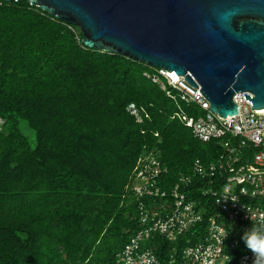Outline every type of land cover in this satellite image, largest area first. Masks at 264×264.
Masks as SVG:
<instances>
[{"label":"trees","instance_id":"1","mask_svg":"<svg viewBox=\"0 0 264 264\" xmlns=\"http://www.w3.org/2000/svg\"><path fill=\"white\" fill-rule=\"evenodd\" d=\"M0 2V264H117L143 227L130 185L140 158L158 155V185L169 191L196 160L209 166L225 149L175 116L205 111L168 96L152 78L159 68L86 47L78 26L27 1ZM190 196L205 217L217 210L197 188ZM140 199L149 208L162 202ZM197 231L176 242L153 234L143 247L168 264L189 238L201 240ZM243 236L237 254L248 251Z\"/></svg>","mask_w":264,"mask_h":264},{"label":"built area","instance_id":"2","mask_svg":"<svg viewBox=\"0 0 264 264\" xmlns=\"http://www.w3.org/2000/svg\"><path fill=\"white\" fill-rule=\"evenodd\" d=\"M158 73L152 77L153 81L159 83L168 96L174 99L179 96L187 104H195L205 111L204 115L196 117L181 109L175 116L183 120L197 138L204 142L216 140L225 152L209 166L196 160L192 173L181 174L169 191L158 185L159 175L164 171L158 155L148 152L140 158L130 185L138 196L143 227L118 254L117 264H157L160 261L157 253L150 247H143L146 240L158 234L176 242L196 228L198 231L192 236L200 237L203 231L201 240L193 243L189 238L186 247L170 254L168 264H258L249 249L242 254L235 251L240 233L245 235L264 228V110L253 108L244 95L248 91H237L234 101L239 106V114L223 117L210 110V103L201 89L184 77L175 78L173 73L161 68ZM128 111L141 121L135 103L128 105ZM227 136L230 139H226ZM245 149L251 150L246 152ZM242 151L248 154L247 158ZM193 176L211 183L219 179L223 182L217 187L204 183L197 187L192 182ZM195 188L200 196L209 197L211 206L217 208L212 215L205 217L206 207L201 208L202 203L190 196V189ZM145 196L158 197L162 202H155L149 208L140 199ZM206 219L207 224H204ZM259 264H264V259Z\"/></svg>","mask_w":264,"mask_h":264},{"label":"water","instance_id":"3","mask_svg":"<svg viewBox=\"0 0 264 264\" xmlns=\"http://www.w3.org/2000/svg\"><path fill=\"white\" fill-rule=\"evenodd\" d=\"M15 1V0H7ZM82 32L91 49L176 72L210 110H264V0H24Z\"/></svg>","mask_w":264,"mask_h":264},{"label":"clouds","instance_id":"4","mask_svg":"<svg viewBox=\"0 0 264 264\" xmlns=\"http://www.w3.org/2000/svg\"><path fill=\"white\" fill-rule=\"evenodd\" d=\"M247 249L257 258L258 264L264 259V228L252 230L243 236Z\"/></svg>","mask_w":264,"mask_h":264},{"label":"rangeland","instance_id":"5","mask_svg":"<svg viewBox=\"0 0 264 264\" xmlns=\"http://www.w3.org/2000/svg\"><path fill=\"white\" fill-rule=\"evenodd\" d=\"M25 132L31 134L32 136L34 135L33 131L29 127L25 128Z\"/></svg>","mask_w":264,"mask_h":264},{"label":"bare ground","instance_id":"6","mask_svg":"<svg viewBox=\"0 0 264 264\" xmlns=\"http://www.w3.org/2000/svg\"><path fill=\"white\" fill-rule=\"evenodd\" d=\"M171 73H173L172 75H173L175 78H178V77H179L178 74H177L176 72H171Z\"/></svg>","mask_w":264,"mask_h":264}]
</instances>
